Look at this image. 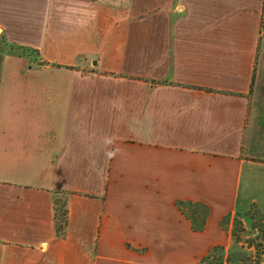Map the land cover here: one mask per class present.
<instances>
[{
    "label": "crops",
    "instance_id": "1",
    "mask_svg": "<svg viewBox=\"0 0 264 264\" xmlns=\"http://www.w3.org/2000/svg\"><path fill=\"white\" fill-rule=\"evenodd\" d=\"M253 208L264 0H0V264H199Z\"/></svg>",
    "mask_w": 264,
    "mask_h": 264
},
{
    "label": "rangeland",
    "instance_id": "2",
    "mask_svg": "<svg viewBox=\"0 0 264 264\" xmlns=\"http://www.w3.org/2000/svg\"><path fill=\"white\" fill-rule=\"evenodd\" d=\"M231 231L233 244L225 252V264L264 262V217L260 210L253 208L247 214H237ZM228 256L230 260H227Z\"/></svg>",
    "mask_w": 264,
    "mask_h": 264
},
{
    "label": "trees",
    "instance_id": "3",
    "mask_svg": "<svg viewBox=\"0 0 264 264\" xmlns=\"http://www.w3.org/2000/svg\"><path fill=\"white\" fill-rule=\"evenodd\" d=\"M179 208L183 211L187 217L192 221L193 228L201 231L205 228L206 220L209 215V209L206 205L198 202L183 201L177 202ZM55 208V229L57 236L64 237L66 235V229L68 226V208H67V194L59 192L54 199ZM230 220V217L223 219V225H226ZM234 236V232H233ZM225 252L226 249L222 246L214 247L210 250L199 264H225ZM230 257L228 256L227 260ZM226 260V262H227ZM230 260V259H229ZM230 262V261H229ZM254 264H262L261 260L256 261Z\"/></svg>",
    "mask_w": 264,
    "mask_h": 264
},
{
    "label": "water",
    "instance_id": "4",
    "mask_svg": "<svg viewBox=\"0 0 264 264\" xmlns=\"http://www.w3.org/2000/svg\"><path fill=\"white\" fill-rule=\"evenodd\" d=\"M262 264H264V262Z\"/></svg>",
    "mask_w": 264,
    "mask_h": 264
}]
</instances>
